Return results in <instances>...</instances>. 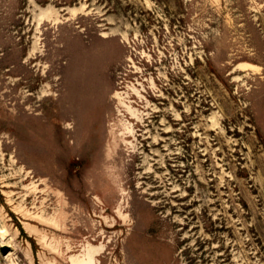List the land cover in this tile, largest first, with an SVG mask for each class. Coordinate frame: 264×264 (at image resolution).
<instances>
[{
    "label": "rangeland",
    "instance_id": "obj_1",
    "mask_svg": "<svg viewBox=\"0 0 264 264\" xmlns=\"http://www.w3.org/2000/svg\"><path fill=\"white\" fill-rule=\"evenodd\" d=\"M0 264H264V0H0Z\"/></svg>",
    "mask_w": 264,
    "mask_h": 264
},
{
    "label": "bare ground",
    "instance_id": "obj_2",
    "mask_svg": "<svg viewBox=\"0 0 264 264\" xmlns=\"http://www.w3.org/2000/svg\"><path fill=\"white\" fill-rule=\"evenodd\" d=\"M238 67L241 68V69H246V68L253 69L254 68V66H251V65H248V64H240V65H238Z\"/></svg>",
    "mask_w": 264,
    "mask_h": 264
}]
</instances>
